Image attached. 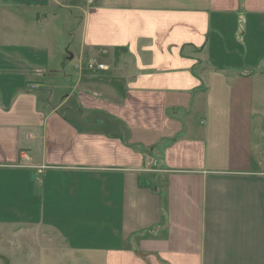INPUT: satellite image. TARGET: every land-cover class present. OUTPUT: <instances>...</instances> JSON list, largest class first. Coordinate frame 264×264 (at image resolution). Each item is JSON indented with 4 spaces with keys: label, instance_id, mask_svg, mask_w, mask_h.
Segmentation results:
<instances>
[{
    "label": "crops",
    "instance_id": "crops-1",
    "mask_svg": "<svg viewBox=\"0 0 264 264\" xmlns=\"http://www.w3.org/2000/svg\"><path fill=\"white\" fill-rule=\"evenodd\" d=\"M47 5L82 13L77 55L24 13ZM20 218L88 264H264V0H0V222Z\"/></svg>",
    "mask_w": 264,
    "mask_h": 264
},
{
    "label": "rangeland",
    "instance_id": "rangeland-1",
    "mask_svg": "<svg viewBox=\"0 0 264 264\" xmlns=\"http://www.w3.org/2000/svg\"><path fill=\"white\" fill-rule=\"evenodd\" d=\"M42 8L33 7L24 13L35 17L38 13L41 16L57 14L54 22L56 30L51 31L52 43L58 52L62 50L65 53L71 49L77 55L78 40L74 34L78 35L82 13L78 9H63L59 6L47 5ZM43 25L39 23L40 37L43 36ZM36 223L30 218L0 222V264H88L85 255L93 258L91 252L84 254L81 250H71L64 236L55 228ZM92 260L93 264H102L101 258Z\"/></svg>",
    "mask_w": 264,
    "mask_h": 264
},
{
    "label": "built area",
    "instance_id": "built-area-1",
    "mask_svg": "<svg viewBox=\"0 0 264 264\" xmlns=\"http://www.w3.org/2000/svg\"><path fill=\"white\" fill-rule=\"evenodd\" d=\"M88 66L92 69H106L107 66L104 65V64H100V63H97L94 59H90L89 62H88ZM26 154L22 153V158L23 159H26ZM151 165L152 163L151 162H147V170H151Z\"/></svg>",
    "mask_w": 264,
    "mask_h": 264
},
{
    "label": "trees",
    "instance_id": "trees-1",
    "mask_svg": "<svg viewBox=\"0 0 264 264\" xmlns=\"http://www.w3.org/2000/svg\"><path fill=\"white\" fill-rule=\"evenodd\" d=\"M118 49H122V48H117V51H118ZM139 186H141V187H150L153 190H157V188H158V185H157L156 181L153 182L152 184L146 185L145 183H143V178L142 177L139 178Z\"/></svg>",
    "mask_w": 264,
    "mask_h": 264
}]
</instances>
